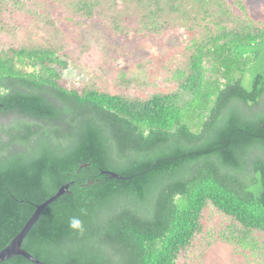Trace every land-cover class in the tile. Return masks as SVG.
<instances>
[{
    "label": "trees",
    "instance_id": "obj_1",
    "mask_svg": "<svg viewBox=\"0 0 264 264\" xmlns=\"http://www.w3.org/2000/svg\"><path fill=\"white\" fill-rule=\"evenodd\" d=\"M66 3L87 19L118 4L148 32L171 20L203 33L172 71L176 88L141 99L66 89L54 48L0 50V251L70 184L22 241L44 264H186L207 207L230 218L220 239L264 264V23L246 21L241 0ZM73 216L83 235L68 229Z\"/></svg>",
    "mask_w": 264,
    "mask_h": 264
},
{
    "label": "rangeland",
    "instance_id": "obj_2",
    "mask_svg": "<svg viewBox=\"0 0 264 264\" xmlns=\"http://www.w3.org/2000/svg\"><path fill=\"white\" fill-rule=\"evenodd\" d=\"M241 1L247 8V17L258 26L263 24L264 0ZM65 3L66 0H18L15 6L0 5V50L54 48L67 63L60 79L66 89H94L140 99L155 92H171L177 85L172 71L188 62L189 39L203 33L201 28L183 30L171 20L148 32L142 29L144 18L130 9L118 14V4L115 9L104 6L87 19L72 14ZM235 14L242 16L238 11ZM117 24L120 30L115 29ZM202 226L191 250L198 259L189 258L186 264L246 263L243 250L220 239V233L230 227V218L207 207ZM258 239L264 241V235L258 234ZM178 264H185L182 257Z\"/></svg>",
    "mask_w": 264,
    "mask_h": 264
},
{
    "label": "water",
    "instance_id": "obj_3",
    "mask_svg": "<svg viewBox=\"0 0 264 264\" xmlns=\"http://www.w3.org/2000/svg\"><path fill=\"white\" fill-rule=\"evenodd\" d=\"M111 177H119L113 173L110 174ZM70 184H66L64 186H61L57 193L52 196L50 199L46 200L41 205H38L35 207V211L32 214V216L28 219V221L25 223L21 231L11 240V242L0 251V262L5 261L13 256H21L30 262L34 264H44L34 257H32L28 252H26L24 249H22V241L28 231L31 229L33 224L37 221L39 215L41 214L42 210L51 202H53L55 199H57L59 196L63 195L64 193H68V188Z\"/></svg>",
    "mask_w": 264,
    "mask_h": 264
},
{
    "label": "clouds",
    "instance_id": "obj_4",
    "mask_svg": "<svg viewBox=\"0 0 264 264\" xmlns=\"http://www.w3.org/2000/svg\"><path fill=\"white\" fill-rule=\"evenodd\" d=\"M68 229L73 233L83 235L85 232V225L79 216H73L68 220Z\"/></svg>",
    "mask_w": 264,
    "mask_h": 264
}]
</instances>
